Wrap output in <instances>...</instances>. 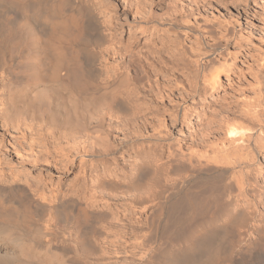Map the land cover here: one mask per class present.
<instances>
[{
    "label": "rangeland",
    "instance_id": "obj_1",
    "mask_svg": "<svg viewBox=\"0 0 264 264\" xmlns=\"http://www.w3.org/2000/svg\"><path fill=\"white\" fill-rule=\"evenodd\" d=\"M91 5L95 15L103 22L101 27L105 36L100 52L108 61L101 77L124 71L129 66L136 70L135 81L145 85L144 120L135 124L134 131L127 136L123 135V121L117 122L114 127L117 134L114 140L123 143L119 151L113 154L119 163L115 167L117 172L126 168L124 160L130 157L135 144L144 148L160 144L163 149L175 145L180 152L194 155L197 164L200 162L203 167L204 164L209 165L203 168L205 173L199 169V172L191 170L192 173L188 167H167L159 172H150L143 182L137 184L141 192L151 190L156 194L152 196V202L144 206L146 208L143 212L136 207L131 208V205L118 203L107 206L96 202L92 205V213L107 211L110 214L108 219H98L97 225H101L102 221L113 222L119 228L126 227L131 235L124 244L118 245L116 254H106L101 260L137 264L148 251L149 257H153L149 260L150 264H169L187 244L186 239L174 238L166 233L171 228L169 214L173 213L168 207V201L173 192L175 195L178 188L187 189L192 184L188 188L191 189L192 199L195 201L198 198L196 200L200 201V195L207 198L212 188L217 187V193L214 194L216 208L214 203L209 204L210 208L212 206L216 210L211 208L213 213L208 206L209 213H206V207V215H203H214L217 211L221 217L224 215V210H221L224 195L222 198L218 190L227 176L246 188L247 197L236 199L238 204L244 206L248 197L252 196L253 188H264V0H92ZM214 71L219 72V75L217 83L212 87L210 77ZM4 84L5 78L0 76V185L26 191L25 194L33 199L31 201L38 203H50L59 196H66L87 205L86 200L92 193L88 189L92 183L89 176L93 174L90 166L96 163L93 161L95 159L85 155L89 149L86 148L88 144L84 140L73 141L58 130L49 136L45 125L26 117L21 108L8 113L3 108L7 93ZM118 116L129 118L132 112L122 110ZM229 127H239L244 136L230 137L227 131ZM213 167L228 171L226 173ZM166 176L189 180L185 186L173 188L166 184L169 182ZM210 176L217 179L211 180L208 178ZM206 177L210 180L208 183ZM218 183L219 186H216ZM209 185L208 189L212 190L207 189ZM202 186L206 189H202ZM200 189L203 190L201 194L198 193ZM195 193L200 198L195 197ZM260 207L257 212L263 213ZM190 211L189 208H183L175 215L183 220L190 219H186L187 224L190 223L185 225L186 233L192 229L194 232L197 230L195 228L199 229L205 224L202 215L193 218ZM216 214L212 217L213 221L209 220L212 222L209 224L214 227L220 225L216 222L220 218L215 217ZM257 215H246L245 220L243 216H238L243 220L233 217L236 223L231 222V219L227 225L233 223L236 228L226 227L233 237L227 234L225 226L221 227L224 230L213 228L220 235L218 233V239L212 230L216 234L214 238L219 241L213 238L211 244H218L214 248L217 247L215 250L220 255L223 253L222 258L224 253L232 251V255L238 257L241 251L249 248V241L258 239L253 231L263 226L264 219L262 215ZM171 216L173 219L174 216ZM165 217L169 219L168 223ZM246 231L249 232L248 236ZM223 232L225 236L221 237ZM141 235L145 236V250L140 249L138 238ZM83 254L75 255L79 256V264H92L98 255H90L87 250ZM260 264H264V260Z\"/></svg>",
    "mask_w": 264,
    "mask_h": 264
},
{
    "label": "bare ground",
    "instance_id": "obj_2",
    "mask_svg": "<svg viewBox=\"0 0 264 264\" xmlns=\"http://www.w3.org/2000/svg\"><path fill=\"white\" fill-rule=\"evenodd\" d=\"M91 1L0 0V76L5 78L3 88L7 92L3 108L8 113L21 108L26 117L43 123L49 136L54 134V130H58L60 134L70 137L73 141L84 140L88 144L86 148H89L85 152L86 157L95 159L93 161L96 162L90 166L93 174L89 176V181L92 183L91 188L88 187V189H91L92 193L91 195L89 193L90 196L87 195V205L66 196H59L50 203H38L31 201L33 199L25 194L26 191L18 190L13 186L0 185V264H79L77 258L79 256L75 255H84V250H87L90 255L98 254L92 264H123L117 260L108 262L101 259L106 254H116L118 245L124 244L131 235L126 227L119 228L113 222L102 221L101 225H97L98 219H108L110 214L107 211L92 213V205L96 202L105 203L104 205L107 206L118 203L123 206L131 205V208L136 207L137 210L142 211L146 208L144 206L150 203L152 196L156 195L153 194L155 191L141 192L137 188V184L143 182L150 172H159L167 167H188L190 171L204 170L203 173H205L206 170L203 168L209 167L205 164L203 167V164H199L200 162L197 164L194 155L180 152L175 145H169L163 149L160 144H151L148 148L135 144L130 157L124 160L126 168L117 172L115 167L119 163L113 158V154L119 151L123 143L114 140L117 135L114 127L117 122L123 121L125 128L122 130L123 135L127 136L134 131L135 124L144 120L146 107L143 88L145 85L135 81L136 70L129 66L125 67L124 71L101 77L108 58L100 52L105 38L101 27L103 22L95 15ZM218 75L217 71L211 74L210 86L212 84L213 87V84L217 83ZM122 110L131 111L132 116L122 119L118 116V112ZM39 128L41 130V127ZM227 131L230 137L244 136V132L239 127H229ZM165 152L167 155H164ZM164 156H166L165 159H163ZM213 168L226 173L228 171L225 168ZM211 170L213 172V169ZM168 178L169 182L166 184L172 187L185 186L189 180L182 177ZM208 178L217 179L215 176ZM208 178L206 183L210 181ZM225 179L222 187H219L220 191L218 190L221 197L224 195V198L222 197L224 206L221 209L224 210V215L221 214L223 217L218 216V212L215 211L214 194L217 193V187L212 188L213 190L209 188L212 193L210 196L207 194V198H203L202 195H200L202 198L200 201L195 198L197 204H193L195 201L192 199L191 189H188L192 184L187 186L188 190L178 188L177 194L174 195V192H171L173 196L167 195L168 198L170 197L168 207L173 213L169 215L175 218L172 219V216L168 215L171 228L166 233L187 241L183 248L180 247L182 249L179 250L178 257L174 253L176 258L169 264H260L264 260V224L253 231L258 239L249 241V248L241 251L238 257L233 256L231 250L232 252L224 253L226 257L224 255L222 258L223 253L221 252L220 255L215 250L217 247L214 248L216 242L214 246L211 244L216 234L219 239V232L214 231L215 228L222 229L224 226L230 229L236 228L233 223L234 226L227 225L231 219V222L236 223L235 216H243L245 220L246 215L254 217L258 213L257 216L262 215L264 219V188H253L252 196L248 197L247 204L244 206L238 204L236 199L247 197L246 188L235 183L229 176ZM217 181L220 182L219 179ZM166 186H164L165 189ZM216 186H219V183ZM160 188L161 193L164 194L162 187ZM84 189L86 190L85 187ZM202 189L197 190L199 194ZM158 192L160 193V190ZM196 193L195 197L200 198ZM216 196L220 197V195ZM211 203L215 205H213L215 208L211 206L217 213L215 217H220L219 220L214 218L220 224L218 227L209 224L212 223L209 220H212L215 214L204 216L206 207L208 209L206 213H209ZM260 205L263 213L257 212ZM183 208H189L193 218L202 215L205 224L198 225L199 229L195 228L196 225L192 226L197 229L194 232V229L186 227L191 230H187L186 233V219L189 218L185 217L186 219L183 220L175 216ZM211 208L210 211L213 212ZM182 217H184L183 214ZM198 217L195 219L196 222ZM240 220L243 219L240 218ZM229 228H226V232L227 229L230 231ZM220 232L222 233L221 230ZM223 233L221 237L225 236V232ZM235 234L234 232L233 235ZM248 234L249 232L247 236ZM138 240L140 249L145 250V236L141 235ZM231 245L228 246L231 247ZM146 254L140 257L138 263L136 260V263L150 264L149 260L153 257H149L148 251ZM158 259L161 260V258Z\"/></svg>",
    "mask_w": 264,
    "mask_h": 264
}]
</instances>
